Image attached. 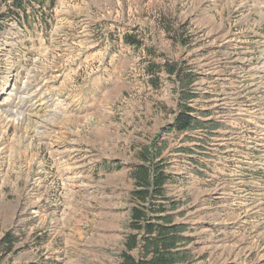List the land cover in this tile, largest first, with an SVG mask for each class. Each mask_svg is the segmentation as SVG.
I'll return each mask as SVG.
<instances>
[{
	"label": "rangeland",
	"instance_id": "rangeland-1",
	"mask_svg": "<svg viewBox=\"0 0 264 264\" xmlns=\"http://www.w3.org/2000/svg\"><path fill=\"white\" fill-rule=\"evenodd\" d=\"M31 1L0 35V264H119L154 145L190 264H264V0Z\"/></svg>",
	"mask_w": 264,
	"mask_h": 264
},
{
	"label": "trees",
	"instance_id": "trees-1",
	"mask_svg": "<svg viewBox=\"0 0 264 264\" xmlns=\"http://www.w3.org/2000/svg\"><path fill=\"white\" fill-rule=\"evenodd\" d=\"M31 0H0V35L6 29L8 20L16 19L18 26L31 25L27 9ZM23 15V17H21ZM14 19V20H15ZM130 45L141 44L128 38ZM194 109L188 104L177 116L173 133L184 135L199 128L200 122L193 116ZM156 145L143 148L142 162L134 167L131 178L135 190L131 194V207L128 209L123 250L119 264H190L187 249L189 238L185 226L177 223L181 202L169 199L168 186L172 177L165 171L162 162H157L159 153Z\"/></svg>",
	"mask_w": 264,
	"mask_h": 264
}]
</instances>
